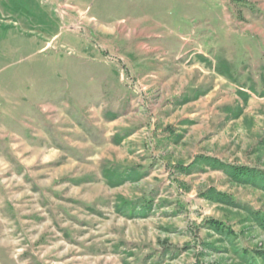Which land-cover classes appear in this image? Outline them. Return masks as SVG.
I'll return each instance as SVG.
<instances>
[{
    "label": "rangeland",
    "instance_id": "1",
    "mask_svg": "<svg viewBox=\"0 0 264 264\" xmlns=\"http://www.w3.org/2000/svg\"><path fill=\"white\" fill-rule=\"evenodd\" d=\"M207 158L264 174V0H0V264H264Z\"/></svg>",
    "mask_w": 264,
    "mask_h": 264
},
{
    "label": "trees",
    "instance_id": "2",
    "mask_svg": "<svg viewBox=\"0 0 264 264\" xmlns=\"http://www.w3.org/2000/svg\"><path fill=\"white\" fill-rule=\"evenodd\" d=\"M210 163H213L215 167L221 170H226V172L230 175V178L233 183L238 184V185H255L260 188L264 189V174L259 173L258 171L247 168V167H235V166H228V165H223L220 162L213 160L211 161L210 159H206ZM205 160V161H206ZM206 161V162H207ZM221 200H226L225 196L218 195ZM148 211H143L140 213H136L134 217H139V218H147ZM259 225L262 229H264V217L259 219ZM209 224L218 232L223 233L225 228L223 227V224L220 222H217L215 220H210ZM227 234H230V231L227 230L225 231Z\"/></svg>",
    "mask_w": 264,
    "mask_h": 264
},
{
    "label": "crops",
    "instance_id": "3",
    "mask_svg": "<svg viewBox=\"0 0 264 264\" xmlns=\"http://www.w3.org/2000/svg\"><path fill=\"white\" fill-rule=\"evenodd\" d=\"M131 34V33H130ZM135 35L137 36H139V37H143L144 35H145V32H139V31H137L136 30V32H135ZM141 45L143 46V43H141ZM142 48V50L141 51H143V50H150V49H152L151 47H149V46H144V47H141Z\"/></svg>",
    "mask_w": 264,
    "mask_h": 264
}]
</instances>
